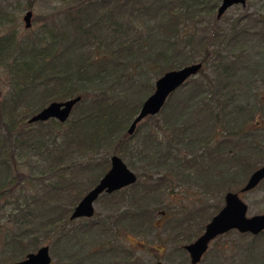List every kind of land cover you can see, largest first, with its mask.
<instances>
[{"label": "trees", "instance_id": "16d2710c", "mask_svg": "<svg viewBox=\"0 0 264 264\" xmlns=\"http://www.w3.org/2000/svg\"><path fill=\"white\" fill-rule=\"evenodd\" d=\"M222 1L64 0L63 9L37 17L41 27L34 37L0 38V61L7 77L2 84L8 87L0 99V214L10 215L6 220L0 216V264L21 263L40 250L44 236L58 237L54 249L67 242L60 256L53 255L56 264H145L134 250H124L117 238L123 229L152 233L156 223L150 205L160 204L157 193L189 184L212 198L242 190L259 168L251 155L256 153L261 160L264 153L258 150L259 136L246 134L245 128L255 121L254 113L240 111L242 104L237 101L243 93L230 83L232 67L226 61L228 53L235 54L226 53V47L239 46L245 34L216 28L214 18ZM0 17V27L10 24L5 13ZM204 18L216 26L207 37L196 39L188 30ZM258 35L264 44V28ZM199 63L204 66L199 73L202 79L189 81L169 98L160 114L166 113L174 97L188 90L166 114L164 126L142 132L160 114L149 117L131 137L132 122L155 92L151 80ZM210 64L215 78L204 75ZM76 98L80 104L66 124H29L50 104ZM51 124L58 128L46 132ZM111 156L139 161L150 167L152 175L155 170L163 172L156 181L155 175L147 177L146 182L153 185L142 186L138 181L133 187L145 192L139 201L130 194L121 204L108 207L111 214L106 218L69 231L85 182L100 183L111 169ZM34 159V166L23 163ZM39 167L48 173L33 180V170ZM167 175L177 178L175 186ZM127 191L104 198L112 201ZM9 206L13 208L8 210ZM221 210L212 215L206 214L207 209L194 212L192 220L207 216L203 229L184 240L175 236L172 245L185 254L182 248L195 242L203 226ZM189 220L182 221L181 228L192 225ZM241 238L251 239L250 251L264 244V233ZM261 254V260L251 258L252 264H264Z\"/></svg>", "mask_w": 264, "mask_h": 264}, {"label": "rangeland", "instance_id": "374dc122", "mask_svg": "<svg viewBox=\"0 0 264 264\" xmlns=\"http://www.w3.org/2000/svg\"><path fill=\"white\" fill-rule=\"evenodd\" d=\"M63 3L64 0H0V15L5 13L8 16V19L11 21L10 24L6 27H0V38L13 37L17 38V40L20 41L21 39L23 40L24 37H34V35L39 33L41 27L40 23L36 22L37 17L41 18L44 15L48 16L50 14H55L54 12L56 9L64 8ZM30 5L33 7L32 9ZM30 11L33 13L34 19L31 30H28L25 28L23 18ZM217 15L218 11L216 12L214 18L217 26L214 25L215 22L212 23L209 18H204L202 21L203 23H200L197 26L192 25L189 30L187 29L188 33L196 35V39H198V37H207L211 29L216 26L218 30L220 29L226 31L228 34H230V31L234 30H237L239 32L243 31V33L245 34L241 36L242 38H244L241 44L239 46H236L239 48H230L229 46L226 47V53L232 50V52H234L235 54L234 56L230 57L228 53L226 64L232 67V73H230V75H232V81L230 83H234V87L238 88L236 91L241 90V94L243 93V97L239 98L237 101L238 103L242 104V109L240 111L254 113L253 117H255V121L253 122V124L245 128L246 134L249 133L247 137L249 138L250 135H254L255 137L259 136L258 138L262 143L258 146V150L264 153V84L261 82V73L262 75H264V63L262 62L264 59V44H262V41L260 40V37L258 35L262 33V30L264 28V24H260V21L264 20V0H247V4L245 7L237 6L230 8V10L221 19L218 20ZM1 19L2 17H0V21ZM213 62L215 63V61ZM2 65L3 63H1L0 61L1 100L4 97V94L6 95L8 92V87L6 85H3L4 83L6 84L7 77L5 74L6 68L4 66L2 67ZM184 68L187 67H183L182 69ZM204 75L209 77L211 76V78L217 77V75H215L214 65L210 64L209 67L205 68ZM159 79L156 78L155 80L153 78L151 80V83H154L153 85L155 86L156 82ZM201 79L202 77L198 76L191 80L199 81ZM187 93L188 90L185 91L182 95H187ZM182 95L174 97L173 101L168 105L166 113L160 114L156 122L149 123L146 128L144 127V129H142V132H145L149 128L152 130L155 125L163 127L165 124L164 120L166 114L171 111L170 109L176 103H179L180 100L178 98L182 97ZM72 117L70 118V120L72 119ZM54 123L59 125L57 121H54ZM56 124H51V127L47 129L46 132H49L50 129H53L54 127L55 129H57L58 126ZM161 141L162 137L159 139V142ZM131 144L133 145L134 143ZM254 154L251 155L252 163L256 165V168L262 167V165L264 164V158L260 160L256 157L257 154ZM110 158H112V156ZM36 162L37 161L35 159L23 161V163L27 167L30 163L32 166H34V163ZM124 163L136 175V177H138L139 184L142 186L146 184L149 186L153 185L146 182L147 177L150 174V176L155 175L154 180L156 181L158 180L157 175L163 172H158L159 170H155V174L152 175L150 167L139 161L136 162L134 160H131L130 162L124 161ZM35 170H33V180L41 179L43 173H48L46 172L47 170L42 167H39L36 172ZM167 176L171 183L173 181V184L175 186L177 178H170L169 175ZM248 179L243 185V188L246 186ZM90 182H92V184ZM171 183L168 184L170 185ZM98 184L99 183L96 184V179L89 181L87 180L83 189L85 191V194L79 200V203ZM33 185H36V183L34 182ZM134 186L128 187V189H126L128 190V193L125 192L122 196L119 194L118 197L114 199L115 201L113 199H111L112 201H106L104 198L105 196H101L95 204L96 218L86 221L77 220L75 221L74 225H69L67 229L69 231L77 232L80 231L79 229L84 228L86 224H95L97 223V221L106 218L107 215L111 214V211H106L107 208L110 206L113 207L115 203L121 204L122 202H124L123 198L130 196V194L134 195V197L139 201V198L142 197V195L144 196L145 192L144 190H142V188H133ZM156 196L158 198V201H160V204L156 205L154 204V202H152L150 205V208L153 209L151 212L156 223V228H154V230L152 229V233L140 235L132 232L129 229H123L120 236L117 238L118 243L121 244L124 250H134L137 258L141 261V263L191 264L188 253L185 251V254H183L182 251L176 250V248L172 245L171 240L176 238L175 236L181 237L179 240H184L185 238L194 237L195 234H198V231L203 229L202 222L206 221L207 216L202 217L203 219L201 220H192V218L196 217L195 214L197 213V211L207 209L206 214L212 215L217 208L221 207L223 209L225 207L224 201L226 195H218L216 196V198H212V196H204V194H202L201 187H195L192 184H189L188 187H185L183 189H175V191L172 192H163L162 190L161 194L157 193ZM241 198L249 207L248 215L250 217L264 215V183L261 184L256 190L249 192L246 195H242ZM140 203H143V201H141ZM12 208L13 207L9 206L8 210ZM0 216L2 217V220H6L10 215H5L2 213L0 214ZM189 219L192 221L189 223L193 224L191 225L187 223L188 225L184 226V228H181L182 223H184L182 221L188 222L187 220ZM232 233L233 234L228 238H218L217 241L211 244L209 248L210 251L207 254V257L204 258L203 264H252L251 258L254 259V257H256L258 260L262 259L261 253L264 252V244H257L256 246H258V249L255 250L254 248L253 251H250L249 249L253 248L254 246L251 239L244 240L241 238V236L243 235L236 232ZM75 236L76 234L74 233L73 238H76ZM57 238L58 237L50 238L44 236L40 240L39 249L44 247L50 248V255L53 258V264H56L58 260L57 257H54L53 255L56 254L60 256L61 250L64 249L67 244V242L64 241L60 244L59 248L54 249V241L57 240ZM89 242L90 241L87 240L85 241V244H88ZM72 245H76V243H73ZM77 249L78 248H76L75 250ZM223 249L224 252H219V250ZM25 259L26 256L23 260ZM19 263L20 262H17V264Z\"/></svg>", "mask_w": 264, "mask_h": 264}, {"label": "water", "instance_id": "95a60500", "mask_svg": "<svg viewBox=\"0 0 264 264\" xmlns=\"http://www.w3.org/2000/svg\"><path fill=\"white\" fill-rule=\"evenodd\" d=\"M247 0H223L218 8L217 20L221 19L230 8L245 7ZM24 19L25 28L31 30L33 14L28 12ZM204 66L195 64L187 68L167 72L155 84V92L146 99L140 109V113L132 122L128 134L133 137L139 125L149 117H157L167 105L169 98L182 89L193 78L199 76ZM80 99L52 103L46 109L39 112L29 120L30 125L38 123H49L54 120L59 124H66L72 117L74 109L80 104ZM111 170L104 179L89 192L75 207L70 221L93 219L95 217V204L103 195H112L118 191L128 189L137 184L138 177L125 165L119 156L111 159ZM264 182V164L253 173L246 186L237 194L227 193L224 201V208L216 214L215 218L206 225L204 233L196 239V242L185 245L183 248L189 255L191 264H201L209 252V248L218 237L226 236L228 233L237 232L241 235L258 237L264 233V215L250 217L249 207L242 200L241 196L246 195L259 188ZM53 258L50 255V248L44 247L33 254L26 256V259L19 264H52ZM162 264V263H158ZM167 264V263H164Z\"/></svg>", "mask_w": 264, "mask_h": 264}, {"label": "flooded vegetation", "instance_id": "af4514ba", "mask_svg": "<svg viewBox=\"0 0 264 264\" xmlns=\"http://www.w3.org/2000/svg\"><path fill=\"white\" fill-rule=\"evenodd\" d=\"M110 167H111V160H110ZM112 168V167H111ZM111 170V169H110ZM109 170V171H110ZM126 190V189H125ZM122 191H124V190H122ZM119 192H121V191H118L117 193H119ZM117 193H114V194H112V195H115V194H117ZM108 195V194H107ZM107 195H104V196H107ZM112 195H109V196H112ZM85 220V219H84ZM86 220H91V219H86ZM223 237V236H222ZM218 238H220V237H218ZM217 238V239H218ZM217 241V240H216Z\"/></svg>", "mask_w": 264, "mask_h": 264}]
</instances>
